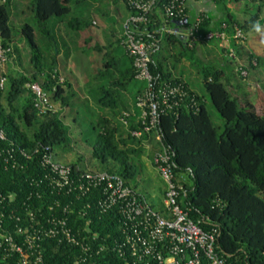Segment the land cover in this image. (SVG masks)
<instances>
[{"label":"trees","instance_id":"obj_1","mask_svg":"<svg viewBox=\"0 0 264 264\" xmlns=\"http://www.w3.org/2000/svg\"><path fill=\"white\" fill-rule=\"evenodd\" d=\"M10 1L0 0V37L2 43L11 45L14 51L18 48L12 44ZM89 1L102 0H30L38 34L47 40L44 47L47 54L44 58L32 26L26 23L24 27L30 29L28 43L32 67L25 71L3 70L6 82L0 88V128L4 132V137L0 138V191L15 192V199L5 209V214L6 217L10 213L18 216L17 220L7 217L6 227L11 230L15 225L31 227L29 215L21 207L22 202L28 209L38 208L35 215L43 224L52 212H61L66 206L75 235L90 246L85 252L80 245L65 238L45 236L40 242L43 262L39 264H131L132 261L127 253H120L115 246V243L123 240L118 208L101 212L89 197L74 195L71 197L72 203L65 204L67 196L58 193L48 183V168L41 163L43 146L53 150L56 144L68 143L69 131L60 107L39 113L33 104V93L25 85L29 81L39 82L51 103L57 100L61 105L69 103L70 96L69 93L65 94V88H70V78L65 76L63 82L57 81L60 75L57 56L60 51L64 54L68 50L59 24L63 23L74 31L91 27L92 12L98 11L92 9L93 3L86 5ZM110 1L115 6L120 2L124 4L126 13L122 15L124 17L121 16L123 21L131 12L125 0ZM213 1L217 13L197 12L200 21L196 31L205 33L223 29L230 35L229 41L223 45H219L218 38L210 40L218 50L216 59L202 60L196 54L198 42L189 45L159 29L164 22L176 26L184 24V18L185 25L189 24L196 14H188L186 7L185 15L165 20V0H158L148 16L149 20L132 27L135 31L141 30L137 33L144 39L157 43L149 63L155 77V88L166 82H180L186 95L171 107L160 104L157 121L139 136L131 134L132 129L142 127L141 118H137L138 112L136 115H122L127 123L115 115H98L90 125L95 133L91 141V156L102 165L98 169L116 172L128 185L137 188V173L143 165L140 157L145 151L141 142L153 134V146L163 143L171 149L173 176L179 186L178 202L184 208H189L191 218H201L202 228H215L216 250L228 254V260L236 264H264V115L253 106L242 104L239 96L228 88L233 76L241 79L246 76L235 70L237 61L225 52L228 46H232L238 57L245 56L243 63L249 73L261 63L262 56L254 51H244L242 44L236 42L232 34L234 26L247 33L258 22L264 0H246L251 4L243 7L240 15L228 5L239 0ZM102 14L110 22L109 27L115 23L113 15L100 12ZM119 29L122 30V25ZM107 31L106 42L94 44V49L100 53L98 76L106 78L97 86L96 102L102 108L124 106L126 109L127 103L123 99L125 91L131 93L135 103L144 82L139 83L135 76L133 56L122 45L121 32L116 35L113 29L108 28ZM89 39L90 36L84 41ZM188 54L189 58L196 55V60H186L197 66L202 86L219 111L222 124L211 121L203 94L193 89L183 77L186 66L182 60ZM252 59L255 63L251 62ZM228 64L232 66L231 72L225 68ZM13 160L17 162L13 164ZM66 163L74 170L84 171L88 168L87 163L81 165L78 160ZM56 198H60L58 205L55 204ZM87 201H90L89 207H86ZM80 206H85V215L78 213ZM156 208L162 210V205ZM16 259L17 253L4 260L0 252V264H16Z\"/></svg>","mask_w":264,"mask_h":264},{"label":"built area","instance_id":"obj_2","mask_svg":"<svg viewBox=\"0 0 264 264\" xmlns=\"http://www.w3.org/2000/svg\"><path fill=\"white\" fill-rule=\"evenodd\" d=\"M4 1V0H2ZM158 0H125L131 12L122 21L121 42L127 53L133 56V64L136 68V78L144 82L143 89L137 93L135 104L139 107L141 129H132L131 134L139 136L142 131H148L157 121L159 105L171 107L186 95V90L180 82H166L155 88V77L151 73L149 63L151 54L157 47L156 41L146 40L132 27L138 23H146L149 14ZM186 0H165L163 12L165 20L169 17L185 15ZM200 16L196 14L193 20L185 25L161 24L160 30L173 34L185 43L210 41L219 39V45L226 44L230 35L225 30H210L198 33L196 26ZM95 23V20H92ZM225 24H222L224 27ZM232 36L236 42L244 40L245 33L238 26H234ZM12 47L5 45L0 37V88L6 82L3 66L9 60ZM225 52L237 61L236 69L242 76L248 74V68L239 59L232 46H228ZM255 63V60H251ZM54 76V74H52ZM61 75L57 76L58 82H63ZM25 85L33 93V104L41 114L56 110L55 104L49 101L47 92L39 82H26ZM125 115V114H124ZM124 123L127 120L121 116ZM4 132L0 128V138ZM159 138V135H156ZM152 156L153 164L164 181L165 189L161 197L162 210L157 209L153 202L137 188H133L125 182L118 173L104 169L86 168L84 171L74 170L66 162H61L53 157V150L49 146H43L42 165L48 168V183L58 193L67 196L65 204L72 203V195L75 197H89L95 208L103 212L108 209L118 208L120 212V228L123 233L121 243H115L120 253L128 254L131 264H236L228 260V254L215 248L216 230L208 229L200 225L201 218L194 220L188 214L189 208H184L178 202V185L174 179L171 163V149L161 143ZM13 164L17 160H13ZM15 199V192L0 191V252L3 259L17 253L16 264H39L43 262L40 242L43 237L65 238L70 242L80 245L86 252L89 245L84 239L75 235L70 217L66 213V206L61 212L54 211L45 218V224L36 217L38 208L28 209L25 202L21 207L25 208L29 215L31 227L15 225L13 230L6 227V218L18 219L13 213L5 214V209ZM60 203L56 198L55 204ZM64 205V204H63ZM87 201L86 207H89ZM51 207V206H50ZM85 206L77 210L80 215H85ZM203 220V218H202Z\"/></svg>","mask_w":264,"mask_h":264},{"label":"rangeland","instance_id":"obj_3","mask_svg":"<svg viewBox=\"0 0 264 264\" xmlns=\"http://www.w3.org/2000/svg\"><path fill=\"white\" fill-rule=\"evenodd\" d=\"M90 3H93L92 9H97L98 11L97 13L92 12V18L96 23H93L91 27L81 31H74L65 27L63 23L59 24L60 34L65 40L68 50L64 54L63 51H60L59 58L57 57V59L61 66V76L64 78L68 75L71 86L70 88H65V94L69 93L70 96L69 103L61 105L57 100L54 104L56 108L60 107L62 110V119L69 131V141L65 144H56L53 152L56 160L61 162L78 160L79 164L82 165L83 163V165H85L87 163L88 168L94 169L96 168L95 166L102 167V165L91 156V141L95 135L94 131L90 128L91 123L100 114L109 116L115 115L120 118V112L122 113L124 111L128 112V115H136L137 111L132 97L129 99L126 95H124L123 98L127 103L126 109H124V106L113 109L102 108L97 105V86L105 82L106 78H104V76H98L97 67L101 65V62L98 60L100 53L94 49V44L95 42L102 44L106 42L108 28L113 29L116 35L121 32L119 29L122 24L121 16L126 13V9L122 2L115 6L110 0L89 1L86 5ZM247 4H251V2L246 3V0H239L229 3L239 15L241 9ZM253 8H255V6ZM100 12L113 15V17H115V23L109 27L110 22L105 15H100ZM259 16L258 22L245 33L247 39L245 40L244 38L245 41L242 40L240 43L244 51L249 52L248 50L251 49L261 55L262 61L251 73L248 72L244 79H241L237 75L233 76L228 88L234 95L239 96L242 104L246 106L251 105L258 113L264 115V5ZM26 23L32 26L34 38L43 50L45 58L47 51H44V47L47 46V40L40 37L38 34L34 11L30 6V0H11L9 3V25L13 38L12 44L17 46L19 56L17 57L16 53L12 50L9 57L11 58V56H13L12 58L15 59L17 63L11 61L12 65L18 64L22 71L32 67L30 63L31 52L28 43L30 29L24 27ZM88 36H90L91 39L85 42L84 40ZM196 54L204 61L211 57L216 59L218 55V53H216L217 55L213 53L206 54L205 51L204 53L198 51ZM195 56H193L194 58H189L188 54L185 60L188 58L190 61L192 59L196 60ZM244 58L245 56L239 57L241 61H243ZM182 63L186 66L185 71H183V77L189 82L193 89L203 94L204 103L209 112L211 121L214 124H222L223 120L220 117L219 111L214 107L209 94L202 86L201 76L197 71V66L191 65L187 61ZM11 68L12 67H9V69ZM225 68L228 72L232 71V66L230 64L226 65ZM64 72L67 75H64ZM141 82L143 81L139 80V83ZM137 118H139V114H137ZM147 154L148 151L145 150L143 156L141 155L140 157L143 165L140 166L137 173V188L147 195L146 197L148 200H155L156 196H153L157 193L158 187L164 184V181L154 170L150 160H147ZM153 204L155 207H159L162 205V202L161 200H157Z\"/></svg>","mask_w":264,"mask_h":264},{"label":"crops","instance_id":"obj_4","mask_svg":"<svg viewBox=\"0 0 264 264\" xmlns=\"http://www.w3.org/2000/svg\"><path fill=\"white\" fill-rule=\"evenodd\" d=\"M230 3V2H229ZM229 3H228V5H229ZM185 4H186V9H187V12H188V14H190V15H194V14H196L197 12H200V11H204V12H207V13H209V14H216L217 13V11H216V5H215V2L213 1V0H186V2H185ZM229 6H231V5H229ZM233 7V6H232ZM122 17H124V16H122ZM125 18H126V16H125ZM124 18V19H125ZM123 19V20H124ZM94 20V19H93ZM96 22V21H95ZM247 39V36H246V38H245V40ZM244 40V41H245ZM245 45V44H244ZM248 49V48H247ZM198 51H200L201 53H204V51L206 52V54L208 53V54H211V53H213V54H216V53H218V50H217V47L214 45V43L213 42H211V41H209V42H206V41H202V42H198V44H197V46H196V52H198ZM248 51H253V50H251V49H249ZM14 52L16 53V55H17V57L19 56L18 55V50H14ZM59 55H60V53H59ZM59 55L57 56L58 58H59ZM217 55V54H216ZM13 56H11V58H10V60L8 61V62H6L5 63V65L3 66V69L4 70H6V69H8L9 67H12L11 69H13L14 71H22V70H20V67H19V65L17 64H15V65H12V62L11 61H13L14 63L16 62L17 63V61L15 60V59H13L12 58ZM215 57V56H214ZM183 62L184 61H187V62H189L188 60H185V59H183L182 60ZM184 64V63H183ZM185 65V64H184ZM58 67H59V69H60V64H59V62H58ZM30 69H31V67H30ZM61 73V72H60ZM65 73V72H64ZM61 75V74H60ZM64 75H67L66 73L64 74ZM68 76V75H67ZM69 77V76H68ZM125 95L127 96V97H129V99H131V93H128L127 91H125ZM135 106H136V104H135ZM136 108V111L138 112V114H139V112H140V110H139V107L138 106H136L135 107ZM128 115V112H122L121 113V116L122 115ZM153 134H149V136L148 137H145L143 140H142V146L143 147H145V148H147V149H145L144 148V150H146V151H148V158H147V160H150V163L152 164V167L154 168V170L157 172V170H156V168H155V166H154V164H153V161H152V156H153V154H154V152L155 151H157L158 150V148L160 147V146H157V147H154L153 146ZM144 153V152H143ZM142 156H143V154H142ZM97 169L98 168H100V167H97V166H95ZM96 168H94V169H96ZM158 173V172H157ZM138 189V188H137ZM164 189H165V185L163 184V185H160V187H158V191H157V193L153 196V197H155L156 196V199L155 200H152V199H150V201L151 202H155V201H157V200H160L161 199V197H162V195L164 194ZM139 190V189H138ZM140 191V190H139ZM141 192V191H140ZM145 194V193H144ZM146 195V194H145ZM147 196V195H146Z\"/></svg>","mask_w":264,"mask_h":264},{"label":"water","instance_id":"obj_5","mask_svg":"<svg viewBox=\"0 0 264 264\" xmlns=\"http://www.w3.org/2000/svg\"><path fill=\"white\" fill-rule=\"evenodd\" d=\"M185 21H186V18L183 19V22H185Z\"/></svg>","mask_w":264,"mask_h":264}]
</instances>
